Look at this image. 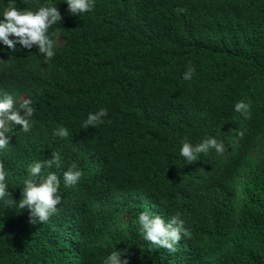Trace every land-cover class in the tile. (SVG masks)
I'll use <instances>...</instances> for the list:
<instances>
[{
    "label": "trees",
    "instance_id": "trees-1",
    "mask_svg": "<svg viewBox=\"0 0 264 264\" xmlns=\"http://www.w3.org/2000/svg\"><path fill=\"white\" fill-rule=\"evenodd\" d=\"M50 2L63 16L50 30L52 60L0 45V95L36 109L30 132L8 127L0 162L15 200L28 164L53 152L61 166L43 172L75 163L82 178L61 181L47 223L0 204V264H102L115 249L129 264H264V0H95L80 17ZM238 100L250 105L247 119L233 111ZM99 108L105 122L83 128ZM61 125L64 139L53 136ZM205 135L228 151L185 164L181 140ZM144 210L179 214L191 237L175 253L149 248L136 223Z\"/></svg>",
    "mask_w": 264,
    "mask_h": 264
},
{
    "label": "clouds",
    "instance_id": "clouds-1",
    "mask_svg": "<svg viewBox=\"0 0 264 264\" xmlns=\"http://www.w3.org/2000/svg\"><path fill=\"white\" fill-rule=\"evenodd\" d=\"M65 3L68 6V13L78 17L90 13L95 7V0H65ZM62 20L63 16L57 4L50 0L38 4L34 9L17 8L12 0H8L0 11V45L6 46L9 52H16L19 49L31 50L35 47L47 63L56 56L59 39L58 34L50 30L61 24ZM17 45L20 47L17 48ZM195 72L194 65H187L182 79L190 81ZM233 111L247 119L250 115V105L244 100H238L233 105ZM35 112L31 99H23L21 102L11 93L0 95V152L6 150L10 143L6 135L8 127L19 125L22 126L21 131L30 132L35 123L33 119ZM107 116L106 108L90 111L82 127L96 128L105 122L104 118ZM237 135L243 136L244 133L238 131ZM53 136L61 139L68 137V128L59 126L53 131ZM210 151L223 157L228 149L222 140L213 135H205L197 143L191 142L188 138H183L180 142L179 155L183 157L185 164H192L197 161L200 154H207ZM53 165L56 168L61 166L60 156L55 152L48 160L29 163L23 179L21 197L15 200L9 190L7 171L0 162V204L8 208L27 209L31 223H47L50 217L57 213V206L61 204L62 197L59 194L61 181L65 187H72L82 178V170L75 163L59 176L55 171H42L52 168ZM136 223L149 248H163L169 253H175L182 237H191V232L185 227V221L179 214L165 219L162 215L144 210L139 213ZM102 264H129V261L124 253L115 249L104 257Z\"/></svg>",
    "mask_w": 264,
    "mask_h": 264
}]
</instances>
